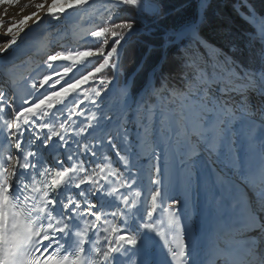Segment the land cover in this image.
<instances>
[{
    "label": "snow or ice",
    "instance_id": "obj_1",
    "mask_svg": "<svg viewBox=\"0 0 264 264\" xmlns=\"http://www.w3.org/2000/svg\"><path fill=\"white\" fill-rule=\"evenodd\" d=\"M194 4L169 42L198 38L208 0ZM34 6L0 34V53L45 22L58 37L70 21L92 26L45 53L39 78L26 77L31 101L0 88V264H149L139 247L148 233L163 240L168 264H197V244L185 240L191 214L163 190V176L180 172L216 190L207 264H264V47L247 64L184 55L178 84L161 76L136 95L126 86L118 107H102L113 81L105 70L137 30L124 15L158 18L160 0ZM245 6L264 44V16Z\"/></svg>",
    "mask_w": 264,
    "mask_h": 264
},
{
    "label": "trees",
    "instance_id": "obj_2",
    "mask_svg": "<svg viewBox=\"0 0 264 264\" xmlns=\"http://www.w3.org/2000/svg\"><path fill=\"white\" fill-rule=\"evenodd\" d=\"M162 14L159 28L149 34H134L120 60V80L126 81L128 89L137 93L146 83L148 73L156 69L155 84L159 87L160 77H170L171 84H178L181 77V58L184 55L196 57L201 62L211 63L226 55L240 64L256 59L264 47L255 35V28L248 19V7L264 16V0H209L206 13L199 23L198 38H185L183 42L171 43L165 40L167 30H174L184 21L195 16L193 0H160ZM130 14V16H129ZM125 19H135L134 10H129ZM163 55V59L161 61ZM116 69L109 70L117 75Z\"/></svg>",
    "mask_w": 264,
    "mask_h": 264
},
{
    "label": "rangeland",
    "instance_id": "obj_3",
    "mask_svg": "<svg viewBox=\"0 0 264 264\" xmlns=\"http://www.w3.org/2000/svg\"><path fill=\"white\" fill-rule=\"evenodd\" d=\"M39 2H42V0H15L14 3H7V2L0 3V19H3L5 22L3 26L0 27V34L6 32L10 23L19 21L23 19L24 16H28L32 12H35L36 9H35L34 4L39 3ZM5 12H6V15H5ZM126 14L128 15L129 12ZM158 19L159 17L155 19H150V18L139 19L138 18V21L142 25V27L136 30L132 35L141 34V33L149 34L151 32L153 33L154 31L157 30V28H159ZM65 25L63 27L70 28L72 29V31H70L68 34L64 35L63 37H58L56 34L51 33L49 35V39L44 44L45 50H43V52L41 53H37L35 55L29 56L26 59L25 65L20 64L17 66L16 70H14L13 72L9 71V73L7 72L3 73V71L0 70V76L2 74H9L15 79V83L13 85L9 83V79L2 78L0 80V88L11 90L13 94L25 96L26 99L31 101L33 97L31 95H28L30 87H31V80L26 79V77L31 76L34 79L39 78L35 69L37 65L41 64L42 61L45 59V53L46 52L50 53L53 50H60L59 48L60 44H72L74 42L73 31L75 32L76 35H79L81 34L80 30H84L92 26L88 21H85L82 25L76 24L75 26H70V22H68L67 26ZM168 31L169 30H167V34H168ZM165 40L167 41L168 38ZM6 41H7L6 39H3V40H0V43H6ZM49 41L53 42L54 44L48 43ZM88 43L90 44L91 42L89 41ZM162 59H163V55H162L161 61ZM158 68L159 66L156 69H153L148 73L147 80L144 86L152 82L155 83V74H154L153 79L149 83L148 81H149V77L151 73L153 71H155L156 73ZM104 74L107 76H111L109 70H105ZM90 86L91 84L82 85V87L84 88H87ZM126 86H127L126 81L124 84V80L122 79L120 80L119 75H116L115 77H113L112 83L107 86V89H106L107 95L104 96L103 104L101 106L104 107L105 105H107L108 108L118 107L121 90L124 89ZM144 86L137 93H133V92L131 93L133 95L140 93L142 89L144 88ZM17 103L19 104L20 101L17 100ZM105 110H107V108ZM203 182L204 181L201 180L199 184H197L196 182L189 184L183 172L175 173L172 175L165 174L163 176V186H164L163 190L167 192L168 197L170 198L171 195L177 194V193L181 194L183 199L181 200L182 203L180 207L183 209H186V211L191 214L192 219L190 221L189 230L186 232L185 240L186 242L193 241V240L196 242L197 247H198V252L196 253L197 257H199L200 251H202L201 247H203V244H202L203 234L198 232L197 228L198 226H201V227L205 226L206 225L205 222H207V214H206L207 205L204 204V202L206 201H204L205 198H204V186H203L204 183ZM214 191L216 190L214 189ZM171 202H172L171 199L167 200L168 204H171ZM207 212H208V208H207ZM150 234H154V233H148L147 235H150ZM159 243H161V246H163L161 249H164V251L161 254L159 253V251H156V250H154L156 252L149 251L146 253V258H149V257L151 258L152 256L155 255L157 264H165V262H167L170 259V257L167 255L166 248L164 247V244H163V240L160 237H159ZM140 246L141 245H139V247Z\"/></svg>",
    "mask_w": 264,
    "mask_h": 264
},
{
    "label": "bare ground",
    "instance_id": "obj_4",
    "mask_svg": "<svg viewBox=\"0 0 264 264\" xmlns=\"http://www.w3.org/2000/svg\"><path fill=\"white\" fill-rule=\"evenodd\" d=\"M49 2H50V0H49ZM84 22L85 21L76 23L75 21H70V26H75L76 24L82 25ZM28 23L31 24L32 21L30 20ZM67 25H68V23L65 26H67ZM70 26H68V27H70ZM45 30H47V31H45ZM51 33L56 34L53 29L49 28V25L47 24V22H45L44 24L41 25L40 29H36L32 33H29V36L26 38L24 43H20L18 41L17 42V44L19 45L18 47L13 45L10 47V49L6 53H0V70L3 72H7V73H9V71L13 72L14 70L17 69L18 65H20V64L25 65L26 59L29 56L43 52V50H45L44 44L49 39V35ZM48 43L52 44L53 42L49 41ZM54 46H56V45H54ZM54 46H52V47H54ZM15 73H16V71H15ZM0 80H1V76H0ZM203 181H204L203 186H204V198H205L204 201H206L205 204L207 205V208H208L207 215L209 217L210 202L212 200L213 195L215 194V191H214V188L212 187V184H211V178H209L207 180H203ZM174 199L181 201L183 199V197L181 196V194H177Z\"/></svg>",
    "mask_w": 264,
    "mask_h": 264
},
{
    "label": "water",
    "instance_id": "obj_5",
    "mask_svg": "<svg viewBox=\"0 0 264 264\" xmlns=\"http://www.w3.org/2000/svg\"><path fill=\"white\" fill-rule=\"evenodd\" d=\"M172 31H173V30H169V31H168V34L166 35L165 39L168 38V35H169ZM140 33H141V32H140ZM154 74H155V71H153V72L151 73V75H150V77H149V81H148V83L153 79Z\"/></svg>",
    "mask_w": 264,
    "mask_h": 264
}]
</instances>
